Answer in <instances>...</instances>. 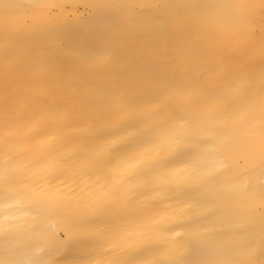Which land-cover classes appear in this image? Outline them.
I'll use <instances>...</instances> for the list:
<instances>
[{
	"label": "bare ground",
	"instance_id": "obj_1",
	"mask_svg": "<svg viewBox=\"0 0 264 264\" xmlns=\"http://www.w3.org/2000/svg\"><path fill=\"white\" fill-rule=\"evenodd\" d=\"M39 2L0 0V45L16 35L19 52L16 70L6 74L0 50V188L27 187L41 196H57L63 207L61 216H49L39 225L35 214L23 204L14 209V219L5 222L0 215V227L6 223L11 226V245L35 250L44 244L53 226L64 224L61 217H66L76 224L70 238L64 237L67 243L49 257L57 264H95V258L101 256L125 264H155L164 258L159 250L165 241L180 240L187 231L205 229L209 230L207 259L239 260L223 240L249 222L241 197L229 193L236 177L222 170L216 172L213 186L221 190V197L214 209L205 203L201 185L224 158L247 154L258 159L264 150V100L258 90L264 74V46L259 16L254 33L238 35L233 21L235 0H211L214 7L197 24L177 26L155 24V18L164 14L155 6L171 0H112L135 7L122 13L129 21L127 27L107 32L105 25L116 14L83 7L100 0H52L61 5L54 9H40L36 6ZM52 32L66 45L107 47L112 61L104 77L94 80L92 87L98 99L118 89L131 107L112 111L102 119H83L72 114L58 97L43 95V89L51 87L48 77L30 71L26 64L32 46ZM209 53L226 76L236 80L247 77L254 84L246 95H226L227 106L234 113L227 120V128L189 131L168 127L194 146L203 144L198 152L199 171L177 166L174 171L182 174L168 183L162 184L155 174L120 183L131 174L126 168L116 172L115 164L102 171L83 167L79 158L103 144L100 138L120 123L151 118L161 101L167 102L164 115L149 119V123L186 110L188 105L177 98L176 90L197 98L194 85ZM56 70L65 76L73 71L68 61L58 63ZM229 83L228 79L213 78L212 87L226 93ZM166 87L168 91L161 95ZM6 101L11 103L8 113L4 112ZM202 107L213 111L221 104L210 101ZM5 117L10 121L7 125ZM226 133L228 139L223 143L210 138ZM172 150L171 145H165L153 155L166 159ZM247 179L242 176L239 181ZM258 179L257 175L256 182ZM113 187L119 189L117 197L109 196ZM113 201L116 203L110 210L99 211ZM181 251L182 247L174 250Z\"/></svg>",
	"mask_w": 264,
	"mask_h": 264
},
{
	"label": "snow or ice",
	"instance_id": "obj_2",
	"mask_svg": "<svg viewBox=\"0 0 264 264\" xmlns=\"http://www.w3.org/2000/svg\"><path fill=\"white\" fill-rule=\"evenodd\" d=\"M36 6L40 9H54L61 5L52 0H41ZM233 6L236 9L233 21L238 26V35L244 31L254 33L256 16H259L261 45L264 46V0H235ZM83 7L96 9L100 13L116 14L115 19L105 25V31L114 32L128 26L129 21L122 13L125 9L135 6L112 2V0H100L98 3H85ZM155 7L164 13L155 18V24L177 26L197 24L214 5L211 0H171L169 3ZM189 10L191 15L188 14ZM17 38L13 35L11 39L0 45L6 74L16 70L17 67L15 62L19 55L15 46ZM63 61L71 63L73 69L71 75L65 76L56 70L58 63ZM111 61L112 53L107 47L66 45L52 32L43 38L42 43L36 42L32 46L26 67L30 71L48 77L51 87H45L42 91L43 95L58 97L68 106L72 114H78L83 119H102L112 111L131 107L126 96L118 89H113L103 99H98L95 94L93 81L104 77ZM202 67L203 70L194 85L198 93L197 98L192 99L189 93L176 90L177 98L184 100L188 105L186 110L179 114L168 115L157 123H149V119L164 115L167 102L161 101L151 118L142 117L120 123L106 136L100 138L104 141L103 144L94 148L87 156L79 158L83 167L102 171L115 164L116 172L126 168L131 174L123 177L120 183L137 177H152L153 174L162 184L168 183L182 174L174 171L177 166L185 168L190 166L194 172L199 171L198 152L203 144L194 146L188 139L176 134L175 128L168 131V127L175 125L189 131L227 128V120L234 113L227 106L226 95H246V90L251 89L254 84L247 77L236 80L234 76H226L221 64L211 53L205 57ZM213 78L229 80L226 93L212 87ZM260 80L258 90L261 99L264 100V74L261 75ZM167 91L168 88H164L161 95ZM210 101L219 102L221 108L213 111L205 110L202 105ZM10 111L11 103L6 101L4 112ZM9 123L10 121L5 117V124ZM210 138L223 143L227 141L228 135L227 133L222 137L213 135ZM165 145H171L173 149L166 159L153 155L154 152L162 151ZM219 170L229 172L236 177V182L229 186V193L241 197L249 221L239 231L223 238L231 253L240 259L227 261L207 259L209 230L205 229L187 231L180 240L172 238L165 241L159 250L164 254V258L155 261V264H264V150L258 159L250 158L247 154L239 155L234 159L224 158L208 173L201 185L202 195L205 203L213 209L221 197V190L213 186L214 176ZM257 175L258 182L255 180ZM242 176H247L248 179L240 183L239 178ZM118 195V188L113 187L109 192L110 197ZM115 203L116 201H113L108 208L102 205L99 211L110 210ZM22 204L35 214L38 225L49 216H61L63 207L62 201L57 196H41L27 187L23 190L11 186L0 188V209H2L0 215L5 222L14 219V209ZM61 219L64 220V224L60 227L53 226L52 230L46 233L44 244L32 251L11 245L13 235L11 226L6 223L5 226L0 227V264H57L49 257H53L67 243L64 237L72 232L76 224V220H69L66 217ZM169 231L174 230L169 229ZM180 247L183 251L175 253L174 250ZM258 255L259 259H257ZM95 264H125V262L105 259L101 256L95 258Z\"/></svg>",
	"mask_w": 264,
	"mask_h": 264
}]
</instances>
